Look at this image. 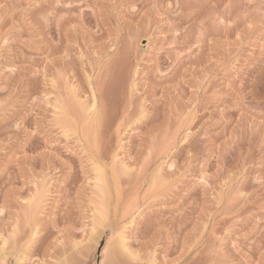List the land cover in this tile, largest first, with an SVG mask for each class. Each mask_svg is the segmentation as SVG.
<instances>
[{
	"label": "rangeland",
	"instance_id": "rangeland-1",
	"mask_svg": "<svg viewBox=\"0 0 264 264\" xmlns=\"http://www.w3.org/2000/svg\"><path fill=\"white\" fill-rule=\"evenodd\" d=\"M0 264H264V0H0Z\"/></svg>",
	"mask_w": 264,
	"mask_h": 264
},
{
	"label": "bare ground",
	"instance_id": "bare-ground-1",
	"mask_svg": "<svg viewBox=\"0 0 264 264\" xmlns=\"http://www.w3.org/2000/svg\"><path fill=\"white\" fill-rule=\"evenodd\" d=\"M101 177H102V176H101ZM103 182H104V180H103ZM102 215H103V214H102ZM102 215H101V217H102ZM119 239H120V238H119ZM121 241H122V240H120L119 242H121ZM121 243H122V242H121ZM121 246H123V248H126L125 245H123V244H122ZM121 246H120V247H121ZM121 248H122V247H121ZM124 251H125V249H124ZM126 251H127V250H126ZM127 252H128V251H127ZM127 252H126V253H127ZM127 254H128V253H127ZM129 254H130V253H129ZM129 254H128V255H129Z\"/></svg>",
	"mask_w": 264,
	"mask_h": 264
}]
</instances>
